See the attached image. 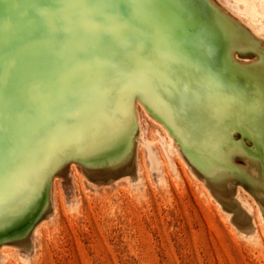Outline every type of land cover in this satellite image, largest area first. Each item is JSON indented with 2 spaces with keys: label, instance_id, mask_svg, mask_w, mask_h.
Here are the masks:
<instances>
[{
  "label": "rangeland",
  "instance_id": "1",
  "mask_svg": "<svg viewBox=\"0 0 264 264\" xmlns=\"http://www.w3.org/2000/svg\"><path fill=\"white\" fill-rule=\"evenodd\" d=\"M252 1L175 0L190 52L139 11L165 0H0V264H264V182L189 128L195 95L264 62Z\"/></svg>",
  "mask_w": 264,
  "mask_h": 264
},
{
  "label": "bare ground",
  "instance_id": "2",
  "mask_svg": "<svg viewBox=\"0 0 264 264\" xmlns=\"http://www.w3.org/2000/svg\"><path fill=\"white\" fill-rule=\"evenodd\" d=\"M165 2L167 3L166 8H145L139 11L143 15L150 14L152 20L156 19L157 23L153 21L156 28L159 27L162 20L165 21L167 33L179 40L176 43L187 51L193 52L197 40L196 30H192V34L195 36L192 41L182 37L183 27H195L193 15L187 12L186 15L184 14L187 18H185V22H182L178 16L179 12L177 14L174 12V9H177L175 0H165ZM257 9L251 6L247 10L258 15ZM164 11H173V16L168 17L167 12L168 18H166V15L163 14ZM150 23L153 25L152 22ZM223 41L221 47L226 49L227 42ZM235 42L238 43V47H243L238 41ZM219 47L220 44L212 39H206L201 45L202 52L208 56L216 53ZM196 65L195 61H186L188 70H192ZM233 74L234 78L221 75L218 81H211L210 90L214 92L212 96L203 94L197 97L195 95L193 99L200 104L202 103L203 108L196 111L194 114L195 124L189 128L195 134L196 128L194 127L196 126L198 127L197 131L205 135L217 134L219 145L221 144L218 155L222 160V168L226 176H229L231 172L229 158L236 156L237 152L240 153L247 164L246 172L252 176L253 181L257 182L256 189L260 190L261 184L264 182V62L258 65L256 72L251 73L246 78L238 75L234 69ZM191 76V73H179L177 75L178 88L188 87V84L191 83ZM143 102L149 110L148 104L144 100ZM237 134H241L244 139L240 142L236 141L235 135ZM245 138L252 140L255 149H249L244 141Z\"/></svg>",
  "mask_w": 264,
  "mask_h": 264
},
{
  "label": "snow or ice",
  "instance_id": "3",
  "mask_svg": "<svg viewBox=\"0 0 264 264\" xmlns=\"http://www.w3.org/2000/svg\"><path fill=\"white\" fill-rule=\"evenodd\" d=\"M113 8H115L116 6H112ZM97 24L98 27H103L106 23L105 19L103 17L100 16H96L93 18Z\"/></svg>",
  "mask_w": 264,
  "mask_h": 264
}]
</instances>
